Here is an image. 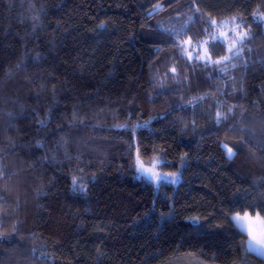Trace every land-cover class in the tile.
<instances>
[{"label": "trees", "instance_id": "1", "mask_svg": "<svg viewBox=\"0 0 264 264\" xmlns=\"http://www.w3.org/2000/svg\"><path fill=\"white\" fill-rule=\"evenodd\" d=\"M156 154L175 183L142 178ZM245 213L264 228V0H0V264H264Z\"/></svg>", "mask_w": 264, "mask_h": 264}, {"label": "snow or ice", "instance_id": "2", "mask_svg": "<svg viewBox=\"0 0 264 264\" xmlns=\"http://www.w3.org/2000/svg\"><path fill=\"white\" fill-rule=\"evenodd\" d=\"M198 11V9H197ZM235 19V18H233ZM101 28L105 27V25L101 24L100 25ZM237 27H240L239 25H237ZM223 35V34H222ZM237 39H233L231 40V46L228 48L229 53H233L234 55H239L240 51L242 49H237L236 48V44L240 43L242 44L243 41L248 38V33L247 32H240L237 33ZM227 41H224L222 39H220L219 37H213L211 39V42L202 49L203 54L201 55L200 52H197L196 55V59L201 60L205 63V66H207L209 63H214V64H220L224 61H228L231 59V56H224L222 58V60L218 59V60H212V56L211 53L208 51V47H215V45L217 43L220 44H224ZM186 47H191L193 49V51H196V47L192 45L191 40L185 41L184 45H181V50L183 51L184 48ZM188 58L191 59L192 58V53L189 52L188 53ZM173 72H175V69H172ZM229 112H231V109H229ZM227 116L224 113L218 112L217 116H216V123L219 124L222 120H226ZM43 125V121L40 122ZM37 146L38 147H42L43 145L40 144L39 142H37ZM223 147L226 149V154H227V158L229 160H232L237 152L233 150L232 147H229L228 145H223ZM138 163V171L142 172V173H151L152 178L156 179V180H162V181H166V182H170V183H175V179L174 177L176 176V173H171V174H161L159 172L153 171L152 168H147L145 169L143 164L141 162H137ZM164 163V162H162ZM169 176L173 177V179L169 180ZM75 180L73 181V185L75 187ZM76 190H82V189H76ZM192 219H198V218H192ZM233 220L237 221L238 224H240L242 226V222L244 221H248V244H249V248L252 251H255L259 254L264 255V228H261L259 230H257L255 227L252 226L253 224V220L252 217H250L247 213H245L244 216H234L232 217ZM255 222H258L262 225H264V217H261L259 214L256 215L255 217Z\"/></svg>", "mask_w": 264, "mask_h": 264}, {"label": "rangeland", "instance_id": "3", "mask_svg": "<svg viewBox=\"0 0 264 264\" xmlns=\"http://www.w3.org/2000/svg\"><path fill=\"white\" fill-rule=\"evenodd\" d=\"M235 33V32H234ZM236 34V33H235ZM227 41L233 40L232 38L225 37ZM139 161V160H138ZM142 163L147 167H155V171L159 172L161 174H171V173H179L180 166L177 163H174L170 160H168L163 154H156L149 159L140 160ZM164 162V163H162ZM145 182L155 185L156 179L152 178L151 175L148 176H142ZM164 182H160L159 185H163ZM163 264H209L197 257L194 256H182V257H176L174 259H171Z\"/></svg>", "mask_w": 264, "mask_h": 264}]
</instances>
